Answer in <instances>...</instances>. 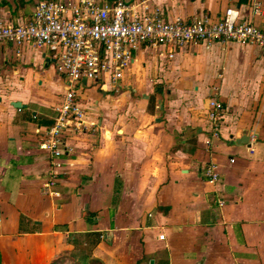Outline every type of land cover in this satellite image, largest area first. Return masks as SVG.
Returning <instances> with one entry per match:
<instances>
[{
    "label": "crops",
    "instance_id": "crops-1",
    "mask_svg": "<svg viewBox=\"0 0 264 264\" xmlns=\"http://www.w3.org/2000/svg\"><path fill=\"white\" fill-rule=\"evenodd\" d=\"M39 1L0 0V24L26 22ZM123 1L169 21H214L226 8L249 18V0ZM250 22L264 30V2ZM168 54L141 45L114 91L82 82L78 101L96 126L66 136L71 153L52 162L34 131L52 126L62 78L48 52L1 45L0 264L64 252L103 264H264V55L233 42ZM212 98L223 107L216 138ZM51 176L56 199L41 192Z\"/></svg>",
    "mask_w": 264,
    "mask_h": 264
},
{
    "label": "built area",
    "instance_id": "built-area-1",
    "mask_svg": "<svg viewBox=\"0 0 264 264\" xmlns=\"http://www.w3.org/2000/svg\"><path fill=\"white\" fill-rule=\"evenodd\" d=\"M264 0H249V18L234 8H226L214 21L205 17L184 21L166 20L159 8L123 0H40L30 18L17 25L0 24V47L13 46L15 53L31 46L46 51L56 74L62 78L64 91L53 109L50 128L35 130L37 148L52 160L71 153L66 136L83 134L96 126L88 121L77 93L82 85L93 84L103 92L114 91L117 82L143 46H168L169 54L200 43L209 48L215 43L233 42L258 50L264 55V30L254 26L250 17L260 14ZM82 81H84L82 83ZM223 107L219 100L207 102L206 121L211 138L219 135ZM215 165L203 167V176L215 185ZM58 183L51 176L41 186L48 198L59 197ZM219 206L222 202H217ZM158 240L163 235L157 236Z\"/></svg>",
    "mask_w": 264,
    "mask_h": 264
},
{
    "label": "trees",
    "instance_id": "trees-1",
    "mask_svg": "<svg viewBox=\"0 0 264 264\" xmlns=\"http://www.w3.org/2000/svg\"><path fill=\"white\" fill-rule=\"evenodd\" d=\"M48 264H103L101 261L90 256H77L74 252H64L52 260Z\"/></svg>",
    "mask_w": 264,
    "mask_h": 264
},
{
    "label": "rangeland",
    "instance_id": "rangeland-1",
    "mask_svg": "<svg viewBox=\"0 0 264 264\" xmlns=\"http://www.w3.org/2000/svg\"><path fill=\"white\" fill-rule=\"evenodd\" d=\"M167 48H168V46H167ZM91 88H93L94 89V87H91ZM93 89H89L88 91L86 90V88L85 89H83V90H86V91H84L83 93H89V95H88V97L90 98V99H93V98H95L97 95H98V93H97V91H95V89L93 90ZM86 93V94H87ZM71 194H72V196H74V200H76V194H74L73 192H71Z\"/></svg>",
    "mask_w": 264,
    "mask_h": 264
},
{
    "label": "water",
    "instance_id": "water-1",
    "mask_svg": "<svg viewBox=\"0 0 264 264\" xmlns=\"http://www.w3.org/2000/svg\"><path fill=\"white\" fill-rule=\"evenodd\" d=\"M82 82H84V81H82ZM11 106L13 108H20V107H22L18 102L11 103Z\"/></svg>",
    "mask_w": 264,
    "mask_h": 264
}]
</instances>
